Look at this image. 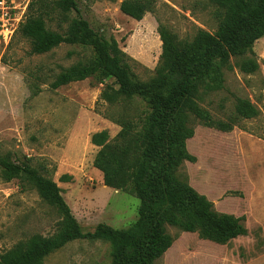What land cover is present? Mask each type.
Instances as JSON below:
<instances>
[{"label": "rangeland", "instance_id": "1", "mask_svg": "<svg viewBox=\"0 0 264 264\" xmlns=\"http://www.w3.org/2000/svg\"><path fill=\"white\" fill-rule=\"evenodd\" d=\"M31 1L16 0L27 6L23 20ZM78 1L97 30L116 38L141 80L153 77L159 63L160 24L181 39H192L200 29L214 33L219 24L211 0H156L154 11L142 20L124 14L122 0ZM54 15L46 19L48 26L66 29L69 20ZM19 26L7 45L0 42V157L11 162L30 158L33 165L44 166L43 173L61 187L84 232L99 223L128 228L138 218L140 200L104 184L103 173L94 166L99 147L91 136L107 130L115 137L121 129L117 116L137 120L145 111L142 102L135 100L125 110L104 101L105 85L117 87L114 78L104 83L87 78L52 89L56 77L90 59L92 49L62 44L33 55ZM253 52L260 64L257 72L241 71L237 64L243 58L232 57L225 88L200 100L214 119L234 123L233 129L208 127L192 117L195 134L187 140V149L195 160H185L178 170L179 178L205 195L217 212L245 216L248 233L218 243L199 232L167 226L173 244L154 264H264V37L255 42ZM238 97L248 99L259 114L240 117L235 111ZM60 220L57 208L31 183L22 177L6 182L0 167V253L34 234L52 235ZM109 251L107 241L80 238L52 252L43 264H111Z\"/></svg>", "mask_w": 264, "mask_h": 264}, {"label": "trees", "instance_id": "2", "mask_svg": "<svg viewBox=\"0 0 264 264\" xmlns=\"http://www.w3.org/2000/svg\"><path fill=\"white\" fill-rule=\"evenodd\" d=\"M216 5L218 28L214 33L200 29L192 39H181L166 25H159L162 52L155 74L139 79L131 69L128 55L113 36L97 30L83 14L78 0H32L18 31L30 41L31 54H45L62 44L89 47L93 56L64 69L51 83L57 89L74 81L95 78L106 84L101 98L111 105L140 100L144 106L137 120L127 114L117 116L121 126L115 137L107 130L92 134L99 147L94 166L103 173L104 184L124 190L140 200L137 220L128 228L117 229L99 223L84 232L65 200L62 189L44 166L30 158L11 162L0 157L2 177L11 182L22 177L60 213L59 227L52 235L34 234L0 253V264H43L54 251L68 242L101 239L110 244L111 264H154L173 244L167 226L218 243L247 235L245 216L219 213L213 203L178 176L185 160L194 161L187 140L195 134L192 117L208 127L223 131L234 123L216 120L200 104L210 93L225 88V72L232 68V57L243 58L237 65L252 74L260 69L253 47L264 37V0H211ZM156 0H122L121 11L142 20L153 12ZM75 13L70 18V14ZM58 14L69 20L64 30H54L47 18ZM235 111L242 118H253L258 108L238 97ZM67 177V176H62ZM20 186L24 187L21 182Z\"/></svg>", "mask_w": 264, "mask_h": 264}, {"label": "built area", "instance_id": "3", "mask_svg": "<svg viewBox=\"0 0 264 264\" xmlns=\"http://www.w3.org/2000/svg\"><path fill=\"white\" fill-rule=\"evenodd\" d=\"M26 8L18 5L16 0H0V42L7 45L11 41Z\"/></svg>", "mask_w": 264, "mask_h": 264}]
</instances>
